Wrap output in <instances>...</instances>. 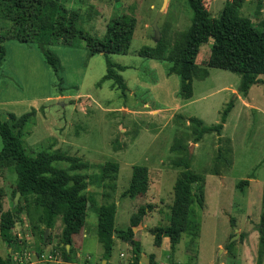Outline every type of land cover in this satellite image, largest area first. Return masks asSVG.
<instances>
[{
    "label": "rangeland",
    "instance_id": "rangeland-1",
    "mask_svg": "<svg viewBox=\"0 0 264 264\" xmlns=\"http://www.w3.org/2000/svg\"><path fill=\"white\" fill-rule=\"evenodd\" d=\"M58 1L75 10L78 27L96 37H102L112 18L121 14L135 17L127 52L108 54L126 87L121 91L113 79H103L105 56L89 54L82 40L72 45H49L58 58V71L45 62L35 43L5 40V56L0 61V118H7L10 113L15 117L32 113L22 129L26 152L30 155L40 151L59 152L80 157L90 163L88 169H83L89 176L98 173V164L117 162L114 227H127L130 215L140 205L149 204L150 210L143 220L149 231L141 230L143 225L137 227L133 239L139 241L140 235L141 255H152L158 264H219L220 261L264 264V249L258 243L257 232L264 182V83L251 84L242 93L238 89V73L206 67L210 40L200 47L196 58L198 68L192 77V95L182 99L178 94V75L167 74L163 62L137 54L141 46H153L160 40L168 46L174 43L177 34L190 24L187 0H167L157 21L160 33L157 40L153 39L151 23L162 0ZM224 2L212 1L210 16L218 17ZM239 14L250 17L259 28L264 18V0L243 4ZM8 24L0 18V31ZM115 65L125 68L118 70ZM204 67L208 72L202 77ZM230 100L233 106L221 132H204L195 141L200 125L189 118L199 119L203 126L218 123ZM1 146L0 137V149ZM184 160L199 176L194 186L204 198L203 208L195 201L192 205L199 230L196 237L189 231L181 233L173 248L170 244L157 247L150 230L169 224L173 184L184 169L180 164ZM54 164L66 167L68 162ZM134 164L147 167L148 188L131 198L122 192L129 184ZM241 179H247L248 183L236 188L235 183ZM15 186L13 164L0 165V213L14 209L13 241L8 246L0 238V258H10L12 264H63L60 219L45 227L37 217L38 208L33 202L26 203L21 195L13 207ZM87 190L96 204H100L108 188L93 183ZM230 217L234 224L229 222ZM96 224L95 211L87 208L83 226L66 246L71 256L68 264H103L106 260ZM45 228L43 240L41 234ZM39 245L42 251L37 253ZM132 259L130 242L115 238L109 257L112 264H132ZM139 264L144 263L139 261Z\"/></svg>",
    "mask_w": 264,
    "mask_h": 264
},
{
    "label": "trees",
    "instance_id": "trees-1",
    "mask_svg": "<svg viewBox=\"0 0 264 264\" xmlns=\"http://www.w3.org/2000/svg\"><path fill=\"white\" fill-rule=\"evenodd\" d=\"M208 1L187 0L191 10L190 24L177 34L171 46L160 40L153 46L144 45L137 50V54L142 57L163 62L167 74L178 75V94L182 99H188L192 95V77L198 68L196 58L200 47L209 40L210 51L204 61L206 67L238 73L240 75L238 89L242 93H245L251 84L264 83V77H259L264 75V18L257 28L249 17L241 16L239 8L245 0H225L219 16L212 17L207 9ZM0 18L9 23L0 31V61L5 56L3 42L14 39L22 43H35L40 48L45 62L54 71H58V58L49 49V45L53 43L72 45L82 40L89 54L101 53L105 56L106 73L103 79H113L117 88L125 90V82L113 68L114 63L108 58V54L127 52L135 28V17L121 14L112 18L107 22L102 37L92 36L78 27L77 12L64 7L58 0H0ZM115 66L118 70L125 68L124 65ZM206 67L201 71L202 77L207 75ZM232 106L233 101H228L221 112L220 121L210 126H203L199 119L190 117L191 122L200 125L195 141L207 131L219 134ZM31 114L27 112L15 117L10 113L7 118H0L2 140L0 165L13 164L16 174L15 192L19 191L26 203L33 202L32 204L38 208L37 217L45 227L53 226L55 219H60V257L63 264L71 262L70 249H67L66 245L71 244L72 236L83 226L87 208H92L97 216L96 233L103 247V258L107 260L110 257L115 237L130 242L132 264H139L142 256L140 244L133 239L132 227L138 225L151 206L140 205L130 215L127 227L115 228L113 194L118 163L115 161L100 163L97 165L98 173L89 176L83 169H88L90 163L80 157L47 151H40L35 155L28 154L23 145L22 129L30 120ZM58 161H67L68 165L56 166L54 163ZM180 164L184 169L179 172L173 184L169 224L155 226L150 230L156 246H159L161 238L166 236L173 248L179 242L181 233L189 231L196 237L199 230V222L193 217L192 207L194 201L200 208L204 207L203 194L194 186L199 181V176L190 170L187 160L181 161ZM93 183L108 188L103 193L105 199L103 203L96 204L92 194L87 190ZM247 183V179H241L235 183V187L242 188ZM147 186V167L134 164L129 184L122 195L133 198L145 193ZM13 210L0 213V238L8 246H11L13 241L11 232L14 223ZM233 220L232 217L229 218L231 224H234ZM257 232L258 243L264 249V182ZM46 241L49 242L47 239ZM36 249L37 253L42 251L40 245ZM148 259L149 264H158L152 255H149ZM0 264L12 262L10 258H0Z\"/></svg>",
    "mask_w": 264,
    "mask_h": 264
},
{
    "label": "water",
    "instance_id": "water-1",
    "mask_svg": "<svg viewBox=\"0 0 264 264\" xmlns=\"http://www.w3.org/2000/svg\"><path fill=\"white\" fill-rule=\"evenodd\" d=\"M166 2H167V0H162L161 6H160L159 10L157 11V13H156V15H155V17H154V19H153V21H152V23H151V27H152V29H153V39H154V40L159 39V36H160L159 30H158V27H157V21H158L160 15H161V12H162L163 8H164L165 5H166ZM190 150H191V148H190ZM193 185H194V183H193ZM197 193L199 194V191H197ZM19 195H20L19 191H16L15 194H14V198H13V207L16 205L17 200H18V196H19ZM137 226H138V225L133 226V227H132V230L134 231V230L136 229ZM46 233H47V228H46V229L44 230V232H43V240H45ZM234 236H237V233H236V235H234ZM234 236H233V237H234ZM233 237H232V238H233ZM232 238H231V239H232ZM231 239H230V240H231ZM41 246H42V245H41ZM66 246H68V244H67ZM140 261L143 262L144 264H149V259H148V257H146V256H143V255H142ZM104 263H105V260L103 261V264H104Z\"/></svg>",
    "mask_w": 264,
    "mask_h": 264
},
{
    "label": "crops",
    "instance_id": "crops-1",
    "mask_svg": "<svg viewBox=\"0 0 264 264\" xmlns=\"http://www.w3.org/2000/svg\"><path fill=\"white\" fill-rule=\"evenodd\" d=\"M212 1H214V0H209L208 1V6H207V9H208V11H209V7H210V3L212 2ZM249 1H251V0H245L244 2H243V4H247ZM242 4V5H243ZM250 18V17H249ZM251 19V18H250ZM263 19V18H262ZM261 19V20H262ZM251 21H252V19H251ZM135 25H136V22H135ZM209 42H210V40H209ZM155 60V59H154ZM124 80V79H123ZM237 96H238V94L237 93H235ZM115 209H116V206H115ZM115 215V214H114ZM147 215V214H146ZM146 215H144V217L142 218V220L138 223V226L137 227H141L142 225V229L141 230H145V231H149V228L150 227H147V225L145 224V221H143L144 219L146 220ZM136 227V228H137ZM135 231V230H134ZM77 234V233H76ZM135 234V233H134ZM75 235V234H74ZM73 235V236H74ZM73 236H72V241H73ZM137 238H138V240L140 241V239H141V236L139 235V237L137 236ZM114 241H115V237H114ZM169 245V239H168V237H166V236H163L162 238H161V242H160V246L162 245ZM140 245H141V242H140ZM157 247H159V246H157ZM76 256H77V253H76ZM105 262H107L108 264H112V261H110L109 260V258L107 259V260H105ZM223 262L222 261H220L219 262V264H222ZM120 264V263H119Z\"/></svg>",
    "mask_w": 264,
    "mask_h": 264
}]
</instances>
